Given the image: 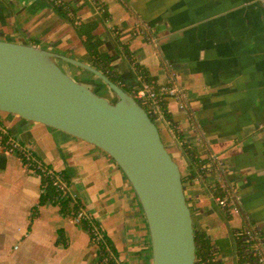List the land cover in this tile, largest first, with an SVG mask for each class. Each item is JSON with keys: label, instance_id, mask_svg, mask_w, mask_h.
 <instances>
[{"label": "crops", "instance_id": "0c3cea01", "mask_svg": "<svg viewBox=\"0 0 264 264\" xmlns=\"http://www.w3.org/2000/svg\"><path fill=\"white\" fill-rule=\"evenodd\" d=\"M62 2L72 18L49 0H0V40L32 44L91 65L83 41L87 25L95 22L90 31L101 41L99 50L115 53L111 65L123 84L137 82L123 45L150 81L177 83L186 109L174 100L166 103L176 132L201 158L222 161L221 178L210 174L207 182H217L239 198L240 213H227L214 202L208 185L195 177L185 179L193 228L207 234L217 260L236 264L234 231L247 223L264 228V16L259 1ZM58 60L72 77L94 79L89 71ZM1 119L45 164L65 171L71 191L111 239L123 264H151L140 203L109 155L17 115ZM159 132L187 172L169 128ZM40 192L39 175L25 170L15 153L0 152V264H96L97 247L87 230L59 204H38Z\"/></svg>", "mask_w": 264, "mask_h": 264}, {"label": "water", "instance_id": "95a60500", "mask_svg": "<svg viewBox=\"0 0 264 264\" xmlns=\"http://www.w3.org/2000/svg\"><path fill=\"white\" fill-rule=\"evenodd\" d=\"M263 10L264 0H258ZM58 59L94 79H76ZM115 97L99 91L101 84ZM0 111L40 123L109 155L145 216L151 264H194L191 208L178 163L144 108L99 69L32 44L0 40Z\"/></svg>", "mask_w": 264, "mask_h": 264}, {"label": "built area", "instance_id": "2783aa9c", "mask_svg": "<svg viewBox=\"0 0 264 264\" xmlns=\"http://www.w3.org/2000/svg\"><path fill=\"white\" fill-rule=\"evenodd\" d=\"M53 6H63L62 0H49ZM66 14L69 18L73 17L70 7L64 5ZM77 23L78 20L75 19ZM155 44L154 38H149ZM137 76V82L131 85V96L140 104L144 105V110L160 130L163 126H167L173 138V130L170 122L165 115V108L162 106L163 99L174 100L178 107L182 110L186 109L184 90L175 82L168 80L165 83H154L150 80H144L140 75ZM0 152L15 153L21 161L23 167L27 171L47 176L51 179L52 185L58 190V199H69L70 203L78 200L77 194L71 191L69 183L52 167L46 165L34 152L18 138L9 133V130L0 121ZM205 172L197 174L196 180H201L208 185L209 193L214 202L224 211L230 214L240 213L237 204L239 198L225 186L215 187L212 182H207V176L212 174L217 179L221 178L224 171L222 161L217 157H210L205 163ZM202 182V183H203ZM208 183V184H207ZM216 188L226 191V194H217ZM42 191V188H40ZM79 201V200H78ZM188 202V201H187ZM189 204V203H188ZM190 206V205H189ZM71 219L76 224H81L82 221L88 223L91 233V241L95 243L97 249H106L112 259L113 264H123L121 258L111 255L108 246L103 243V234L100 229L94 224L92 215L86 211L81 205L71 213ZM233 249L236 258V264H264V228L256 223H247L237 228L234 233Z\"/></svg>", "mask_w": 264, "mask_h": 264}, {"label": "trees", "instance_id": "16d2710c", "mask_svg": "<svg viewBox=\"0 0 264 264\" xmlns=\"http://www.w3.org/2000/svg\"><path fill=\"white\" fill-rule=\"evenodd\" d=\"M61 6V5H60ZM90 26V30H92L95 26V22L89 23L87 25ZM86 33V39L83 41V44L86 48V51L91 56V65L97 69H99L105 76L108 77L109 80L112 82L120 85L123 89L130 93L131 87L123 84L121 82L120 75L114 70L111 65V60L115 56V53H109L107 51L99 50V46L101 44L100 39L95 35L92 34L91 31ZM122 50L125 53L129 62L133 67L135 75H140L144 80H149L147 75V70L137 63L129 53L128 49L125 45L122 46ZM108 91V88L105 84H101L99 87V91ZM168 99H163L162 106L165 108V115L170 122V126L173 130V134L175 136V140L178 143L182 154L185 156L186 161L188 163V171L185 173H181V181L184 182L185 179H192L198 173L203 174L205 172V163L209 160V158H201L200 155L197 153L194 147L187 144L183 138L176 132L174 127V122L170 118V115L167 112L166 103ZM140 104V103H139ZM144 107L143 104H140ZM66 181L69 183L67 175L63 170H56ZM39 175V174H38ZM40 177V188L42 191L40 192V199L38 204L45 203L46 201H50L53 203H57L60 205V208L63 212H69L71 215L74 210H76L80 203L77 200L76 202L70 203L69 199H58V190L55 188L54 185L51 183V179L47 176L39 175ZM215 187L218 186L217 182H212ZM219 195L226 194L225 190L216 188L215 191ZM34 215V213H33ZM94 224L100 229L103 234V243H105L111 255L117 256V252L113 246L111 239L105 234L104 231L100 228L97 222L94 220ZM91 237V233L89 231L88 223L84 220L80 224ZM194 244H195V262L194 264H222L221 261L215 258V251L213 249V242L208 238L207 234L203 230L195 229L194 231ZM96 264H113L114 260L110 256V253L106 249L98 248L96 250Z\"/></svg>", "mask_w": 264, "mask_h": 264}, {"label": "rangeland", "instance_id": "374dc122", "mask_svg": "<svg viewBox=\"0 0 264 264\" xmlns=\"http://www.w3.org/2000/svg\"><path fill=\"white\" fill-rule=\"evenodd\" d=\"M58 64L60 65V67L62 66V61H60V60H58ZM65 72H67L68 73V67L66 66V65H63L62 67H61ZM69 74V73H68ZM88 74L91 76H94L92 73H89L88 72ZM106 96H108L109 97V99H111V100H114L115 99V97L113 96V94L112 93H110L109 91H102ZM7 115H9L8 113H5V112H2V111H0V119L1 118H4L5 116H7ZM2 120V119H1ZM168 150V152L169 153H173V151H172V149L171 148H168L167 149ZM47 165V164H46ZM180 171H181V173H185V171L183 170V167H182V165H180Z\"/></svg>", "mask_w": 264, "mask_h": 264}]
</instances>
